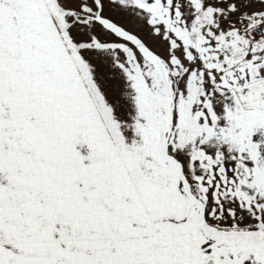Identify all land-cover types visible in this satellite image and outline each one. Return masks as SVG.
Segmentation results:
<instances>
[{
  "label": "snow or ice",
  "instance_id": "6c2138e0",
  "mask_svg": "<svg viewBox=\"0 0 264 264\" xmlns=\"http://www.w3.org/2000/svg\"><path fill=\"white\" fill-rule=\"evenodd\" d=\"M0 264H264V0H0Z\"/></svg>",
  "mask_w": 264,
  "mask_h": 264
}]
</instances>
